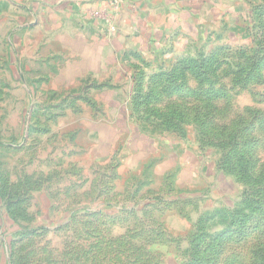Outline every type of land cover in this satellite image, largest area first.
Wrapping results in <instances>:
<instances>
[{
	"label": "rangeland",
	"instance_id": "rangeland-1",
	"mask_svg": "<svg viewBox=\"0 0 264 264\" xmlns=\"http://www.w3.org/2000/svg\"><path fill=\"white\" fill-rule=\"evenodd\" d=\"M247 8L250 13L251 6ZM245 25L252 44L250 26ZM5 44L11 51L3 42L0 264H184L199 218L235 209L241 196L242 185L219 168L215 150L200 147L194 126L187 127L183 138L159 133L177 146L175 154L160 139L156 154L162 159L155 168L166 173L144 182L147 173L138 165L143 155L129 157L130 150H124L125 158H111V148L99 146L97 134L95 140L74 135L77 121L87 125L89 117L69 112L71 94L79 95L64 90L70 80H24L22 56L29 58L32 52L27 46L23 54L15 48L14 67L9 68ZM160 65L144 70L150 74ZM219 81L229 89L233 106L227 119L246 106L264 111V82L240 88L231 86L229 75ZM189 83L195 85L194 79ZM79 105L74 101V109ZM155 106L162 108L163 103L148 108ZM145 118L139 121L151 125ZM260 156L264 158V147ZM121 159L140 168L130 173ZM260 241L263 231L242 243L229 242L218 264H250L251 248Z\"/></svg>",
	"mask_w": 264,
	"mask_h": 264
},
{
	"label": "crops",
	"instance_id": "crops-1",
	"mask_svg": "<svg viewBox=\"0 0 264 264\" xmlns=\"http://www.w3.org/2000/svg\"><path fill=\"white\" fill-rule=\"evenodd\" d=\"M249 1L0 0V53L3 42L10 45V52L5 48L11 68L15 48L23 54L28 47L32 55L22 56L24 80H70L64 90L79 95L71 94L69 112L89 117L87 125L77 121L74 135L90 140L97 134L99 146L111 148V158H125L124 150H130L129 157L143 155L138 165L147 173L144 182L155 181L166 173H158L155 165L162 159L157 144L167 138L132 111L135 73L212 45L249 43L247 20L243 22ZM98 11L103 18L94 14ZM74 101L80 103L78 110ZM161 143L175 154L176 145ZM120 162L130 173L140 168L126 159Z\"/></svg>",
	"mask_w": 264,
	"mask_h": 264
},
{
	"label": "trees",
	"instance_id": "trees-1",
	"mask_svg": "<svg viewBox=\"0 0 264 264\" xmlns=\"http://www.w3.org/2000/svg\"><path fill=\"white\" fill-rule=\"evenodd\" d=\"M249 2L251 11L244 17L252 44L212 45L208 50H198L195 56L188 54L162 63L150 74L138 69L134 76L135 117L143 120L146 116L154 130L181 138L188 126H194L200 147L213 148L219 168L242 185L235 209L207 213L196 222L184 264H218L229 242L242 243L256 232L264 233V158L260 156L264 111L246 106L227 119L225 115L233 106L229 89L219 81V77L229 75L231 86L240 88L264 82V0ZM221 36L222 32L215 34L216 39ZM175 94L178 98L171 100ZM219 99L223 101L220 105ZM160 103L162 108H148ZM217 216L218 223L207 225ZM250 264H264V241L251 248Z\"/></svg>",
	"mask_w": 264,
	"mask_h": 264
},
{
	"label": "built area",
	"instance_id": "built-area-1",
	"mask_svg": "<svg viewBox=\"0 0 264 264\" xmlns=\"http://www.w3.org/2000/svg\"><path fill=\"white\" fill-rule=\"evenodd\" d=\"M94 14L97 16V17H101V18H103V14H102V12H94Z\"/></svg>",
	"mask_w": 264,
	"mask_h": 264
}]
</instances>
